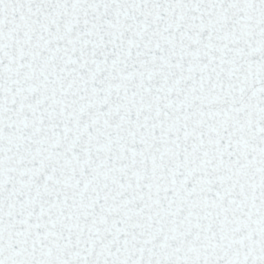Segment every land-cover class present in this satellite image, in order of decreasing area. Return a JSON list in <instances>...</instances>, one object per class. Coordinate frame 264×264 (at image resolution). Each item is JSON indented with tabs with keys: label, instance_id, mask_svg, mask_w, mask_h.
I'll return each mask as SVG.
<instances>
[{
	"label": "snow or ice",
	"instance_id": "1",
	"mask_svg": "<svg viewBox=\"0 0 264 264\" xmlns=\"http://www.w3.org/2000/svg\"><path fill=\"white\" fill-rule=\"evenodd\" d=\"M0 264H264V0H0Z\"/></svg>",
	"mask_w": 264,
	"mask_h": 264
}]
</instances>
